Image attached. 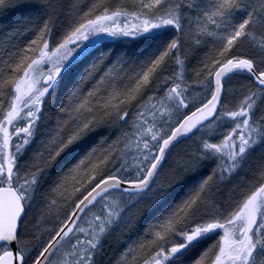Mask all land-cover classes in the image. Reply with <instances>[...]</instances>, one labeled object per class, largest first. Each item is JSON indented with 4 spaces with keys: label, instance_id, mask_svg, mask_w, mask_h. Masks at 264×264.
<instances>
[{
    "label": "snow or ice",
    "instance_id": "obj_1",
    "mask_svg": "<svg viewBox=\"0 0 264 264\" xmlns=\"http://www.w3.org/2000/svg\"><path fill=\"white\" fill-rule=\"evenodd\" d=\"M16 9L0 264H264V0Z\"/></svg>",
    "mask_w": 264,
    "mask_h": 264
},
{
    "label": "rangeland",
    "instance_id": "obj_2",
    "mask_svg": "<svg viewBox=\"0 0 264 264\" xmlns=\"http://www.w3.org/2000/svg\"><path fill=\"white\" fill-rule=\"evenodd\" d=\"M22 9L10 10V11H0V30L4 29V26L12 27L17 22L18 17H20L22 13ZM112 47L113 45H109ZM116 48H119L120 45L116 44ZM236 83L235 81L233 82ZM238 86V85H237Z\"/></svg>",
    "mask_w": 264,
    "mask_h": 264
}]
</instances>
